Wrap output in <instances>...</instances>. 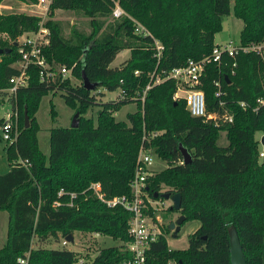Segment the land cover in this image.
Instances as JSON below:
<instances>
[{"label": "trees", "instance_id": "16d2710c", "mask_svg": "<svg viewBox=\"0 0 264 264\" xmlns=\"http://www.w3.org/2000/svg\"><path fill=\"white\" fill-rule=\"evenodd\" d=\"M116 1L125 14L111 19L107 17L113 0H49L45 20L24 11L0 12V34L4 35H0V48H10L0 53V92L8 94L7 88L12 86L9 78L19 73L17 41L15 45L12 42L22 32L40 26L48 29V43L41 53L55 72L51 79L42 80L38 66L29 64L25 82L7 96L9 111L16 112L17 126L14 139L4 147L8 169L0 173V209L7 212L0 264H72L79 252L32 247L31 239H58L74 231H97L121 241L98 248L88 264H115L127 257L123 242L131 238L127 232L130 211L120 205L107 206L89 185L98 182L106 198L129 195L128 182L143 131H158L143 140V145L166 162L146 177L148 194L163 198L159 191L162 185L166 186L163 191L180 192L177 211L184 214L183 222H199L187 234L183 248L167 246L165 234L178 237V231L161 225L162 233L146 249L145 263L229 264L227 227L232 223L246 264H264V156L257 157L256 137V132H264V104L251 109L255 98L264 95V64L259 55L253 51L238 52L234 57L224 54L219 64L205 65L197 87L203 89L206 108L217 106L212 79L219 76L223 97L233 114L230 122L215 125L191 115L183 98L172 96L176 85L170 77L153 83L143 99L139 97L152 71L162 75L184 64L188 57L209 53L224 14L232 12L241 20L240 43L264 40V0ZM57 8L87 16L90 31L85 34L72 29L64 36L59 22L52 19ZM130 17L151 36L134 32ZM152 38L162 44L159 56L154 54ZM124 48L128 56L111 66L116 53ZM60 65L69 68L79 82L62 76L57 70ZM82 69L96 82L94 88L82 86ZM119 89L123 90L122 97L101 99L104 90ZM55 91L78 112V123L74 127H50L45 155L38 146L39 125L34 113L41 96ZM238 100H245L249 106L242 108ZM131 101L135 109L125 113L126 120L116 119L113 111ZM49 105L50 117L54 118L51 99ZM94 106L95 115H85ZM24 108L27 127H23ZM222 130L225 144L218 143ZM179 143L191 154L186 163L180 161ZM167 210L173 211L170 205ZM19 256L25 261L19 262Z\"/></svg>", "mask_w": 264, "mask_h": 264}, {"label": "built area", "instance_id": "2783aa9c", "mask_svg": "<svg viewBox=\"0 0 264 264\" xmlns=\"http://www.w3.org/2000/svg\"><path fill=\"white\" fill-rule=\"evenodd\" d=\"M49 0H36L37 4H43L47 6ZM114 4L111 9V16L118 17L125 14L124 10L119 6L116 0H113ZM132 20L133 31L141 33L143 35H150L149 31L136 19L130 17ZM151 36V35H150ZM155 48L156 56H159L162 44L158 39L152 38ZM17 52L19 53V60L16 65L19 69L17 75H13L9 78L12 82V86L8 87V92H13L17 85L25 82V68L29 64L38 66V74L40 79L48 80L54 76V71L44 59L41 53L42 47L48 43V29L44 26H40L35 31L22 32L18 35ZM253 51L259 55L262 63L264 64V40L257 42H250L248 44H242L237 40L236 42L229 39L224 44L216 43L212 46L211 50L207 54H202L199 58L188 57L184 64L171 67L169 70L164 71L162 75L155 74L154 71L150 73V80L145 84L140 93V100L143 99L144 92L153 83H157L164 78L170 77L175 80V91L173 97H181L184 100L185 108L193 116H202L206 120H210L213 124L219 125L225 122H230L233 118L231 109L226 104V99L223 97L225 91L222 88L220 77L217 76L212 79L214 86L213 95L217 99V106L212 110H208L205 105L203 89L197 87L201 81V75L205 70V65L210 62L219 64L223 61V55H229L234 57L238 52ZM234 64V63H232ZM57 70L64 76V72L69 68L64 65H60ZM134 73H138L135 69ZM123 96V90L119 89L115 95L116 98ZM237 103L242 108L249 106L245 100H238ZM264 104V95L255 98V105L251 107L252 110H257L259 106ZM15 122L16 112H6L0 122V136L6 141H11L15 137ZM158 131L142 133V144L140 145L136 163L133 169L131 178L128 185L130 189L129 195H113L106 198L103 192L100 190L98 182H91L90 188L96 195V197L104 202L107 206L120 205L124 209L130 211L131 215L127 221V232L131 237L128 241L123 242L126 250L129 252L128 256L115 264H146V249L151 241H154L158 234L162 233L161 224L158 214H155L156 207L153 204V197L148 194L146 187V177L152 173L149 169L153 155L155 154L150 148L143 145V140H148V137H153ZM264 135V132H260L256 137L258 139L257 145V157L264 156V142L260 141V136ZM182 161V159L180 160ZM24 162V161H23ZM58 194L61 190L57 191ZM72 196L73 193L70 192ZM71 204V203H68ZM153 211V215L151 211ZM93 235H98L99 232H90ZM66 240L62 237V242ZM19 262H24L25 258L17 257ZM89 261L85 256L79 255L72 264H88Z\"/></svg>", "mask_w": 264, "mask_h": 264}, {"label": "rangeland", "instance_id": "374dc122", "mask_svg": "<svg viewBox=\"0 0 264 264\" xmlns=\"http://www.w3.org/2000/svg\"><path fill=\"white\" fill-rule=\"evenodd\" d=\"M3 2L12 4L10 11H24L28 13H33L39 15L41 20L48 18L46 13V6L43 4L35 3H25L20 0H3ZM232 3V0H230ZM8 10V9H6ZM8 10V11H9ZM111 15L107 18L111 19ZM52 19H55L59 22L61 31L64 36H69L72 29L79 30L87 34L90 31L89 19L87 16L81 14V12L71 10V9H55ZM221 28L214 33L213 40L215 43L224 44L229 39L233 41L238 40V33L241 27V20L233 15L232 12L224 14L220 18ZM4 36L3 34H0ZM18 38V36H17ZM16 38V39H17ZM127 48L119 51L115 57L112 59L110 64H117L123 57L126 56ZM125 54V55H124ZM119 64V63H118ZM64 76H68L72 83L79 82V79L72 76L68 71L64 72ZM118 90H104V94L101 99H107L110 97H115ZM9 94V92H8ZM8 94H2L0 92V118L5 116V113L10 110L9 103L7 101ZM49 99L53 104L55 109L54 118L50 117L49 113ZM97 107H92L85 112V115H95ZM135 109V102H127L119 106L118 109L113 111V115L116 119L126 120L125 113L128 111H133ZM74 110L68 106L64 101L59 91L48 92L41 96L36 111L34 113L36 121L39 125V130L36 132L37 142L40 150L47 155L49 149L48 142V130L52 126H67L70 124ZM78 119V118H77ZM16 122L15 130L16 133ZM260 132H256L258 135ZM8 141L4 140L0 136V173L5 172L8 169V159L5 153V145ZM218 143L225 144L226 138L224 131H220L218 138ZM166 165V162L153 155L151 163L149 164V169L154 172ZM166 186L162 185L159 191L165 190ZM153 204L156 207L155 214H158L160 224L165 226L171 220H174L176 216L180 213L177 210H167V207L170 205V200L165 198H154ZM199 222L196 219H186L183 223L180 224L178 229V237H171L169 233L165 234L167 246L170 248H183L187 244V234L191 232ZM7 228V212L0 209V245L5 239ZM172 230V229H170ZM72 241L62 242V237L54 239L51 236L46 237L45 239H38L33 236L31 239V246H43V247H63L70 249L76 252H79L81 255L85 256L88 261L91 257L97 252V249L102 246L108 245H119L121 241L118 239H113L109 235L101 234L93 235L88 231H74Z\"/></svg>", "mask_w": 264, "mask_h": 264}, {"label": "water", "instance_id": "95a60500", "mask_svg": "<svg viewBox=\"0 0 264 264\" xmlns=\"http://www.w3.org/2000/svg\"><path fill=\"white\" fill-rule=\"evenodd\" d=\"M12 44L15 45L16 40L13 41ZM9 49H10L9 47L0 48V53L2 51H8ZM80 77H81V84L86 89H92L96 85V82L90 81L86 77L83 69L81 70ZM77 115H78V112L74 111L72 114L69 126L74 127L77 125L78 123ZM28 125H29V119L26 113V109L24 108L23 109V127H27ZM260 141L264 142V135L260 136ZM177 149L181 153L182 162L186 163L191 159L190 152L180 143L177 145ZM156 194H157L156 192L153 193L154 196H156ZM160 195L163 198L170 200V207L173 210H178L180 208V192L175 191V192L170 193L169 191H161ZM184 219H185L184 214L179 213L174 220H171L168 223V228L174 231H178L180 224L183 222ZM227 235H228L229 264H246L244 253H243V250H242L239 238H238L236 228L232 223L227 227ZM64 239L66 241H72L73 240L72 233L66 234L64 236Z\"/></svg>", "mask_w": 264, "mask_h": 264}, {"label": "crops", "instance_id": "0c3cea01", "mask_svg": "<svg viewBox=\"0 0 264 264\" xmlns=\"http://www.w3.org/2000/svg\"><path fill=\"white\" fill-rule=\"evenodd\" d=\"M12 8V4H8V3H5V2H3V0L1 1V3H0V12L1 11H8L9 9H11ZM6 9H8V10H6ZM10 11V10H9ZM125 49V48H124ZM124 49H122V50H124ZM121 51V50H120ZM117 54V53H116ZM125 55V54H124ZM128 56V49H127V52H126V56L125 57H123L120 61H122L123 59H125L126 57ZM120 61H118L117 62V64L120 62ZM116 63L115 64H110L111 66H114V65H117Z\"/></svg>", "mask_w": 264, "mask_h": 264}]
</instances>
